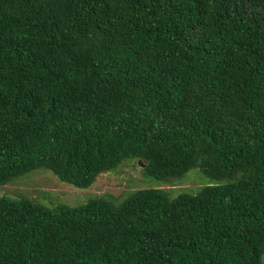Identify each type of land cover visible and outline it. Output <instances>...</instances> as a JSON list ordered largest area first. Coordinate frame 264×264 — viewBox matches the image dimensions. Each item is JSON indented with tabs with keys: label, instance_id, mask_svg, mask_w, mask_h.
Segmentation results:
<instances>
[{
	"label": "trees",
	"instance_id": "obj_1",
	"mask_svg": "<svg viewBox=\"0 0 264 264\" xmlns=\"http://www.w3.org/2000/svg\"><path fill=\"white\" fill-rule=\"evenodd\" d=\"M129 159L224 183L1 197L0 264H262L264 0H0V185L87 189Z\"/></svg>",
	"mask_w": 264,
	"mask_h": 264
},
{
	"label": "rangeland",
	"instance_id": "obj_2",
	"mask_svg": "<svg viewBox=\"0 0 264 264\" xmlns=\"http://www.w3.org/2000/svg\"><path fill=\"white\" fill-rule=\"evenodd\" d=\"M146 164L145 160H126L116 169L100 174L95 183L87 189L61 181L50 170L36 169L0 185V198H27L47 207H77L97 198L120 205L133 192L141 189H163L171 198H175L182 193L197 194L208 185L224 183L211 180L199 168L191 169L181 178L161 181L148 175Z\"/></svg>",
	"mask_w": 264,
	"mask_h": 264
},
{
	"label": "water",
	"instance_id": "obj_3",
	"mask_svg": "<svg viewBox=\"0 0 264 264\" xmlns=\"http://www.w3.org/2000/svg\"><path fill=\"white\" fill-rule=\"evenodd\" d=\"M141 164V163H140Z\"/></svg>",
	"mask_w": 264,
	"mask_h": 264
}]
</instances>
